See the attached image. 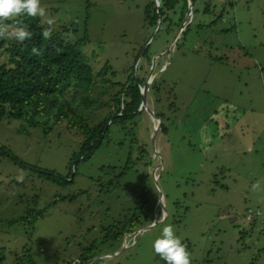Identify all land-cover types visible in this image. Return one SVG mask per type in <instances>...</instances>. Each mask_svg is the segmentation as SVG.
Instances as JSON below:
<instances>
[{"label": "rangeland", "instance_id": "1", "mask_svg": "<svg viewBox=\"0 0 264 264\" xmlns=\"http://www.w3.org/2000/svg\"><path fill=\"white\" fill-rule=\"evenodd\" d=\"M153 1L40 0L44 28L54 18V31L76 32L70 40L85 28L94 75L107 64L87 90H66L78 111V97L94 98L83 111L90 126L116 112L119 84L136 78L141 91L154 80L147 111L112 119L88 157L64 120H0L1 147L59 177L0 155V264H82L86 255L88 264H164L152 245L167 225L191 264H264V0H195L180 33L169 20L147 26ZM181 5L166 11L171 24ZM151 111L165 129L154 148ZM28 210L45 212L31 227L11 224ZM128 220L150 228L103 242Z\"/></svg>", "mask_w": 264, "mask_h": 264}, {"label": "trees", "instance_id": "2", "mask_svg": "<svg viewBox=\"0 0 264 264\" xmlns=\"http://www.w3.org/2000/svg\"><path fill=\"white\" fill-rule=\"evenodd\" d=\"M178 1L156 0L158 6L153 1L151 9L146 8L144 11L147 26L155 27L157 20H160V26L166 20L170 21L167 25L168 28L172 25L180 26L187 11L186 0H180L182 5L179 7L175 23L171 24V19L166 16V11L177 12ZM194 1L191 0L192 14L194 13ZM20 19L24 24L28 25L31 38L22 43L0 39V120L2 118L11 120L26 118L33 123V119L36 117L52 116L53 125L64 120L70 130L78 131L82 135L79 153L88 157L93 150L99 147L112 119H119L126 124V120L137 113L141 103L139 87L142 83L140 84L136 78H131L130 82L128 80L127 83L119 84V90L115 95L116 112L109 114L95 126H90V120L87 115L83 114V111L91 108L96 103L94 98L87 95L78 97L76 101L78 108L81 110L78 111L76 107L72 108L73 102L66 97L68 86H71L73 93L77 94L80 90H87L94 84L96 79L94 76L106 72V63L96 75L92 72V68L82 50L85 43H87L86 29H83L82 37L70 40L68 39L70 34L76 32L61 27L60 31L53 30L51 38L45 40L42 36V31L45 28L40 24L39 17H20ZM12 22L8 21L7 23ZM33 47L41 49L42 55L32 54L31 49ZM145 53L144 50L143 54L145 55ZM153 84L154 81L150 85V89ZM121 98L124 100L122 101L123 107L119 108L118 104ZM154 116L159 120V115L154 114ZM153 125L152 122V128ZM159 127L160 129L157 132H165L161 122ZM159 133H156V136ZM138 149L139 152L144 151V145H141ZM0 155L6 156L21 168H29L38 172L50 182L59 183V177L54 172L29 167L1 146ZM127 166L119 174L120 176L126 173L128 170ZM110 170L114 171L115 169ZM44 212L45 210H28L24 213V216L19 217L18 220L13 221L11 224L20 223L31 227L36 220L43 216ZM130 221L125 222L116 231V234L104 235L103 242L118 241L123 237L122 241H125L126 237H128L127 234L130 233L128 231L141 229L142 226L136 227ZM123 243H126V241ZM92 259V256L86 255L83 258H79V261L82 264H88Z\"/></svg>", "mask_w": 264, "mask_h": 264}, {"label": "clouds", "instance_id": "3", "mask_svg": "<svg viewBox=\"0 0 264 264\" xmlns=\"http://www.w3.org/2000/svg\"><path fill=\"white\" fill-rule=\"evenodd\" d=\"M46 15V9L40 5V0H0V39L14 40L18 43L30 39L31 33L28 31V25L24 24L20 17L45 18ZM8 21L13 22L7 23ZM187 21L188 19L180 25L181 31L186 27ZM45 22L49 27L42 31V36L48 40L54 30L55 19L47 18ZM31 52L34 55H42V50L36 47H33ZM252 187L253 190H256L259 188V184H254ZM152 247L154 253L164 261V264H191L186 245L175 235L172 225H167L162 229L161 237L153 242Z\"/></svg>", "mask_w": 264, "mask_h": 264}, {"label": "water", "instance_id": "4", "mask_svg": "<svg viewBox=\"0 0 264 264\" xmlns=\"http://www.w3.org/2000/svg\"><path fill=\"white\" fill-rule=\"evenodd\" d=\"M155 1V3H156V0H154ZM186 2H187V11H186V13H185V15H184V20L183 21H186V19H188V21H187V23L186 24H188L189 23V19H190V16H191V14H192V6H191V0H186ZM156 6H158V4L156 3ZM182 24H183V22H182ZM181 24V25H182ZM159 27H160V20H157V26H156V30H158L159 29ZM181 32V28L179 29V33ZM143 51H144V48L141 50V52H140V56L142 55V53H143ZM152 77V79H153V76L152 75H150L149 77H148V79H147V81L145 82V85L143 86V89H141V91H140V94H141V103H140V105H139V110L141 111V110H143V109H145L146 111H147V108H146V101H145V96H146V91H147V89H148V85H149V83H148V80H149V78H151ZM144 88H145V90H144ZM150 113V116H151V120H152V122H153V128H152V135H151V141H152V145H153V143H154V138H155V136H156V133H157V131H158V129H159V124H160V120H158V119H156L155 118V116H154V114H153V112L151 111V112H149ZM153 176V175H152ZM154 177V176H153ZM155 178V177H154ZM150 228V226H146V227H143V228H141L140 230H139V232H141V231H144V230H147V229H149ZM123 246V245H122ZM123 248H125L124 246H123ZM115 254H111V255H107V257H113Z\"/></svg>", "mask_w": 264, "mask_h": 264}, {"label": "bare ground", "instance_id": "5", "mask_svg": "<svg viewBox=\"0 0 264 264\" xmlns=\"http://www.w3.org/2000/svg\"><path fill=\"white\" fill-rule=\"evenodd\" d=\"M149 82V81H148ZM144 90H145V88H144Z\"/></svg>", "mask_w": 264, "mask_h": 264}]
</instances>
